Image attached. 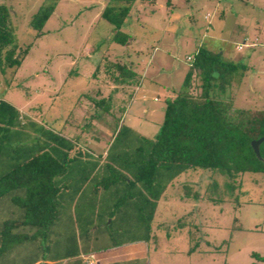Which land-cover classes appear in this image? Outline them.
<instances>
[{
	"label": "trees",
	"instance_id": "16d2710c",
	"mask_svg": "<svg viewBox=\"0 0 264 264\" xmlns=\"http://www.w3.org/2000/svg\"><path fill=\"white\" fill-rule=\"evenodd\" d=\"M58 1L43 0L31 15L37 34ZM138 1L107 0L100 17L114 27L111 41L130 42L123 25ZM27 52L17 42L10 7L0 1V72L10 69L13 76ZM190 57L153 138L122 122L142 75L118 58L98 61L96 88L78 95L76 105L85 102L86 110L74 119L75 129L66 123L56 129L0 99V211L6 214L0 264L26 243L31 257L22 264H86L85 254L148 242L159 201L182 173L208 170L233 191L245 173H264V140L260 158L251 146L264 136V110L237 107L229 96L233 79L248 67L204 46ZM101 123L111 127V136L103 151H95L88 138ZM216 184H208L207 197ZM97 241L104 244L95 248Z\"/></svg>",
	"mask_w": 264,
	"mask_h": 264
},
{
	"label": "rangeland",
	"instance_id": "374dc122",
	"mask_svg": "<svg viewBox=\"0 0 264 264\" xmlns=\"http://www.w3.org/2000/svg\"><path fill=\"white\" fill-rule=\"evenodd\" d=\"M0 1L11 9L17 42L28 46L13 76L10 69L0 72V99L49 125L75 129L74 119L86 110L85 102L76 105L78 95L96 88L93 72L105 55L141 73L144 88L134 91L122 122L154 137L166 99L182 86L187 57L203 46L248 67L232 81L229 96L235 106L264 110V0L138 1L123 25L131 36L126 46L111 41L114 27L100 17L107 0H59L40 34L29 21L43 0ZM116 96L122 98L119 92ZM144 107L153 110L146 114ZM98 127L87 144L103 151L111 127ZM213 181L209 198L205 193ZM5 217L0 211V222ZM103 244L97 241L94 247ZM145 245L147 259L123 264H264L255 256L264 257V173H245L234 191L227 190L223 176L208 170L182 173L159 201L153 237ZM31 246L23 244L5 256L9 264L31 257Z\"/></svg>",
	"mask_w": 264,
	"mask_h": 264
},
{
	"label": "crops",
	"instance_id": "0c3cea01",
	"mask_svg": "<svg viewBox=\"0 0 264 264\" xmlns=\"http://www.w3.org/2000/svg\"><path fill=\"white\" fill-rule=\"evenodd\" d=\"M141 88H144L143 87V83L140 86H138L137 88H135V91L136 90H140ZM171 91H172V89H171ZM17 109L19 110V108H17ZM162 109L164 111V107H162ZM152 110L153 109L149 110V107H147V108L144 107V113H146V114L148 113V111H152ZM21 113L24 114V115H28V116L32 117L33 119L41 122L38 119L39 118L38 116L36 117L35 115L30 114V113H28V114H25L23 112H21ZM58 118L59 117H56L55 119H58ZM60 120L61 121H59V122H61V124H62V119H60ZM42 122L46 123L45 120H43ZM47 125H49V124H47ZM60 126H62V125H60ZM60 126L56 127V129L60 128ZM53 127H55V126H53ZM146 135L147 134H145V136ZM147 137H149V136H147ZM149 138H151V137H149ZM146 243L147 242H145V241L130 242V243H126V244H123V245H120V246H117V247L107 248V249H104V250H100V251L94 252V255L96 257L97 264H123V263H126V262H133V261L136 262L138 260H145V259H147L148 254H149V249L147 248V245H145Z\"/></svg>",
	"mask_w": 264,
	"mask_h": 264
},
{
	"label": "built area",
	"instance_id": "2783aa9c",
	"mask_svg": "<svg viewBox=\"0 0 264 264\" xmlns=\"http://www.w3.org/2000/svg\"><path fill=\"white\" fill-rule=\"evenodd\" d=\"M236 49L241 50L242 44H237ZM190 59H191V57L188 56L187 60H190ZM83 258H84L86 264H97L96 257L94 255V253L85 254V255H83Z\"/></svg>",
	"mask_w": 264,
	"mask_h": 264
},
{
	"label": "water",
	"instance_id": "95a60500",
	"mask_svg": "<svg viewBox=\"0 0 264 264\" xmlns=\"http://www.w3.org/2000/svg\"><path fill=\"white\" fill-rule=\"evenodd\" d=\"M263 140H264V136L261 137V138H259V139H257V140H253V141L251 142V146H252V148H253V150H254V152H255V154H256V156H257L258 158H260L259 145H260V143H261Z\"/></svg>",
	"mask_w": 264,
	"mask_h": 264
}]
</instances>
